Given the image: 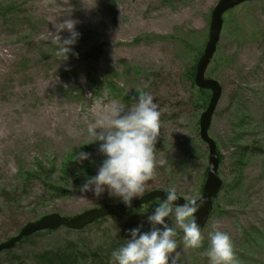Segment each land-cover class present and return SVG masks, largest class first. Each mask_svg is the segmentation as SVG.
Segmentation results:
<instances>
[{
  "label": "rangeland",
  "instance_id": "374dc122",
  "mask_svg": "<svg viewBox=\"0 0 264 264\" xmlns=\"http://www.w3.org/2000/svg\"><path fill=\"white\" fill-rule=\"evenodd\" d=\"M219 1L0 0V241L40 215L74 217L103 200L105 194L97 199L77 188L54 201L46 198L41 184L24 191L20 177L37 160L47 168L54 166L56 174L71 153H90L94 160L99 145L88 144L86 129L94 122L97 105L118 102L131 107L135 100L127 96L137 91L151 94L159 107V137L165 146L157 159L163 163L166 154L174 160L184 158L189 141L195 139L196 117L189 86L181 80L187 63L182 47L178 42L131 43L144 34L166 36L177 29L208 35L211 13ZM65 19L77 22L79 37L68 60L62 61L56 52L58 35L62 40L70 35L67 30L58 33ZM245 22L262 30L258 39L236 35V25ZM218 49L222 60H230L219 73L224 92L209 133L224 157L219 170L223 182L230 186L237 179L233 157L239 148L234 140L242 131L241 140L255 154L246 157L240 184L222 191L219 211L201 231V247L181 246L173 256L176 264H209V233L220 230L231 237L237 264H264V156H256V148L264 151V0L242 9L239 22L224 24ZM88 51L98 55L86 57ZM136 69L144 74L135 76ZM103 76L114 82L109 79L101 91L93 90L92 79ZM111 82L122 90L120 95L109 91ZM237 94L249 116L243 125L231 107ZM208 157V148L204 153L198 146L192 168L182 170L175 183L178 196L194 194ZM150 182L164 183L156 174L147 186ZM14 189H19V205L8 207L7 191ZM110 198L113 204L120 202ZM166 222L171 224L167 218Z\"/></svg>",
  "mask_w": 264,
  "mask_h": 264
},
{
  "label": "trees",
  "instance_id": "16d2710c",
  "mask_svg": "<svg viewBox=\"0 0 264 264\" xmlns=\"http://www.w3.org/2000/svg\"><path fill=\"white\" fill-rule=\"evenodd\" d=\"M258 0H254L256 2ZM252 2L241 5L240 7L228 12L225 15V26L231 25L232 22L238 20L240 17V12L242 9L247 8ZM251 22L238 23L236 25V35L240 38L247 37L249 40L258 39L261 35V29L258 28L254 30ZM252 31L250 30V28ZM181 34V35H179ZM235 35V36H236ZM208 35L200 34L194 30L183 31L182 29H177L174 34L171 35H156V34H144L136 38L131 44L133 46H138L142 44L151 45L155 43H176L182 47V56L187 62L181 75V80L189 86V103L194 108L195 114V139L190 140L188 146L190 147L181 160H174L169 157V155L164 156L163 163H161L157 156L165 151V146L160 141V137L157 138L155 144L154 156H155V169L154 174L162 178V185H157L150 182L147 186L145 193L153 190H163L169 188H175V183L180 178L179 175L182 174V170L186 168H192L194 160L197 156L198 146H200V151L203 150L206 153L207 146L202 142L200 137V118L202 114L207 109L211 92L209 90L198 89L195 85V75H196V65L200 59L205 45L207 42ZM237 40V36L235 38ZM129 44V45H131ZM98 53L86 52L85 56L96 57ZM229 58L222 60L219 55V49L216 56L214 57L209 69L207 71V77L216 79L219 81V73L227 68L229 63ZM117 72L113 74L115 79ZM135 76H141L144 71L141 69H136L133 71ZM111 79V77H101L97 79H92V88L95 91H101L106 82ZM114 79L111 81L114 82ZM220 82V81H219ZM221 83V82H220ZM223 92L224 86L221 83ZM108 89L114 95L119 94L122 91L118 88V85L108 83ZM122 93V92H121ZM144 91H137L129 96V100H135L136 97L144 94ZM123 97V96H122ZM232 110H234L238 115L236 119L239 120V125H243L249 119L243 103L242 97L240 95L232 96L231 101ZM243 132V131H242ZM241 132V133H242ZM239 133L235 137V147L239 148L236 151L235 157H233V164L235 166L236 172H238L237 179L232 185H227L224 182L223 190L226 189L228 192L230 189L235 188L240 184V179L242 178V172L244 166L246 165V157L255 154L253 152L254 148L249 147V144H245L242 140V134ZM217 143V142H216ZM218 145V152L220 154V166L223 165L224 157L221 154V149ZM89 150V149H88ZM258 153L256 156H264V151L260 148V151L256 148ZM92 153L94 149L90 150ZM94 160H85L83 162L77 161V154L71 153L66 156L59 173L56 174L54 166L47 168L42 161L37 160L35 165L27 171L20 174L21 185L24 191L32 186V184H41L43 187V194L46 198L51 200L62 199L69 195L70 189H77L85 181L86 176L95 175L101 161L104 157L99 153L98 149L94 151ZM207 160V158L205 157ZM208 166H204L200 171L196 187L194 189V194L184 197L187 200L197 199L201 196L202 189L207 177ZM220 173V171H219ZM161 184V183H160ZM80 189V188H79ZM176 189V188H175ZM6 191V190H5ZM19 189H14L13 191H7V195L11 196L8 200L7 206H18V195ZM177 191V189H176ZM219 194V197L222 193ZM144 193V194H145ZM27 194V193H26ZM178 194V191H177ZM219 197L215 203L214 210L210 217V220L217 214L220 209ZM160 201H154L148 205L140 206L135 209H130L127 211H117L109 216L96 221L91 226H88L82 231H73L67 228H61L55 231H45L36 233L30 237L24 238L19 242L15 248L7 251L0 252V264H110L111 253L113 250L118 249L128 238V231L132 228L140 226L143 224V231L149 230V225L147 223V215L151 214L156 205ZM114 203L113 200L105 193L103 200L94 206V208L102 207ZM223 213V211H221ZM45 215H40L36 219H40ZM209 220V222H210ZM168 221V220H167ZM64 229L66 232L63 235L58 234L60 230ZM20 230L16 234L19 233ZM177 250L183 246L182 236L183 233L177 229ZM11 236L5 237L0 243L9 240ZM176 250V251H177Z\"/></svg>",
  "mask_w": 264,
  "mask_h": 264
},
{
  "label": "clouds",
  "instance_id": "9594fccd",
  "mask_svg": "<svg viewBox=\"0 0 264 264\" xmlns=\"http://www.w3.org/2000/svg\"><path fill=\"white\" fill-rule=\"evenodd\" d=\"M76 21L65 19L58 33L67 30L68 38L60 40L56 52L62 61L68 60L79 33ZM94 122L86 129L89 143H98L104 157L95 175L86 176L80 185L82 194L91 193L100 198L107 193L131 207L132 201L144 196L147 182L153 179L155 169V144L160 135V111L154 97L144 93L135 98L131 107L114 102L108 106L97 105ZM90 153H77V161L90 159ZM164 199L147 215L148 231L143 224L128 231L124 243L112 251L110 264H176L173 256L177 250V229L183 233L185 250L199 248L203 236L194 213L203 206V200L189 199L177 204L175 188L164 191ZM171 221V224L166 222ZM209 264H237L234 245L228 233L214 230L209 233L206 252Z\"/></svg>",
  "mask_w": 264,
  "mask_h": 264
},
{
  "label": "water",
  "instance_id": "95a60500",
  "mask_svg": "<svg viewBox=\"0 0 264 264\" xmlns=\"http://www.w3.org/2000/svg\"><path fill=\"white\" fill-rule=\"evenodd\" d=\"M254 0H220L212 11L211 21L208 33V39L203 54L196 65L195 84L201 90H209L211 98L209 105L200 118V137L207 145L209 151L208 171L206 181L203 186L202 194L199 199L203 200V206L194 213V217L200 230L205 229L212 215L217 198L223 188V180L219 176L220 154L217 144L209 134L214 114L217 110L219 102L222 98L223 89L220 83L214 79L206 77L207 70L213 61L218 45L221 41V35L224 26V16L231 10L242 4L252 2ZM166 194L162 190H153L143 197L133 200L131 207L123 203L106 205L100 208H94L83 212L74 217L62 216L58 213L45 215L34 222L25 225L18 234L9 240L0 243V252L11 250L21 242L24 238L30 237L39 232L55 231L61 228H67L73 231H82L91 226L96 221L101 220L117 211H127L140 206L148 205L154 201L164 199ZM177 204L183 205L185 198L178 196Z\"/></svg>",
  "mask_w": 264,
  "mask_h": 264
}]
</instances>
